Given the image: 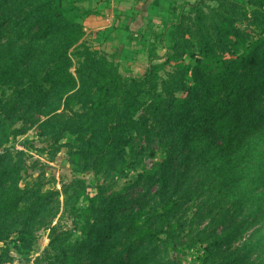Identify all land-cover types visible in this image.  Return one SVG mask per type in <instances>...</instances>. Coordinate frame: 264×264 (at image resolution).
Masks as SVG:
<instances>
[{
	"label": "trees",
	"instance_id": "trees-1",
	"mask_svg": "<svg viewBox=\"0 0 264 264\" xmlns=\"http://www.w3.org/2000/svg\"><path fill=\"white\" fill-rule=\"evenodd\" d=\"M68 1L0 0V243L30 254L47 228V264H182L199 246L201 264H264V0L183 6L140 78L84 43L91 12ZM32 129L72 136L77 173L99 177L63 191L77 237L53 226L59 191L21 186L8 145ZM132 174L136 197L108 185Z\"/></svg>",
	"mask_w": 264,
	"mask_h": 264
},
{
	"label": "rangeland",
	"instance_id": "rangeland-1",
	"mask_svg": "<svg viewBox=\"0 0 264 264\" xmlns=\"http://www.w3.org/2000/svg\"><path fill=\"white\" fill-rule=\"evenodd\" d=\"M72 1V0H71ZM70 0L67 2L70 4ZM145 1V2H144ZM199 0H155L161 7H154L152 0H142L143 7L147 6L144 12V25L142 31H137L138 38L137 45L133 51L131 50L127 58H123L116 51L108 52L109 56L102 53V50L94 47L90 43L84 41L93 50L105 55L109 61L114 62L118 67L120 73L128 78H140L150 66V58L152 55L158 57L156 64H162L168 57V50L171 47L169 31L171 23L181 14L183 6L194 5ZM160 2V3H159ZM153 6V7H152ZM188 11V10H187ZM142 14V13H141ZM76 65L77 60L74 58ZM187 64H194L193 60H187ZM75 69H73L74 71ZM167 71H172L170 67ZM165 77V74H161ZM19 127V126H18ZM15 129V128H13ZM73 142L72 136H66L60 143L47 140L39 137L38 130L32 129L24 136L11 137L8 147L13 148L19 152L25 153L24 171L21 186L28 189L41 188L44 193L59 191L61 195L57 197L60 201V214L53 220V226L59 227L60 231L71 230L75 237L78 232H75L74 218L71 216V207L66 208L65 196L63 191L66 185H69L75 180H83L88 187L91 194H95V188L99 184V177L94 173L78 174L76 167L69 159V151L71 150L67 145ZM101 183L103 177L100 175ZM135 174H132L126 179H110L108 185L113 186L114 190L131 194L136 197L141 188H131L135 181ZM73 207L78 206L75 200L70 202ZM81 206L85 203L80 202ZM36 242L30 254L18 252L15 245L19 246L16 234H13L10 240L0 243V252L6 248H10L11 262L9 264H47L43 260V256L49 249L51 241V231L47 228L38 229L35 233ZM202 247H198L193 251L176 252L174 255L182 259V264H201L199 255L202 254Z\"/></svg>",
	"mask_w": 264,
	"mask_h": 264
},
{
	"label": "crops",
	"instance_id": "crops-1",
	"mask_svg": "<svg viewBox=\"0 0 264 264\" xmlns=\"http://www.w3.org/2000/svg\"><path fill=\"white\" fill-rule=\"evenodd\" d=\"M141 1L79 0L77 6L91 12L81 19L86 32L83 40L102 50L106 56H109L108 52L116 51V54L127 58L137 45L136 32L143 30L144 12L148 11ZM152 2L155 8L161 7L155 0Z\"/></svg>",
	"mask_w": 264,
	"mask_h": 264
}]
</instances>
